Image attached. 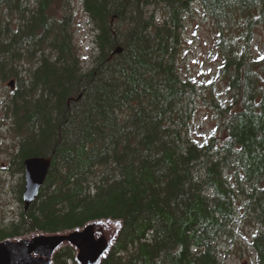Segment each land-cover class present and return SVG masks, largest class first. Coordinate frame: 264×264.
Segmentation results:
<instances>
[{"label": "trees", "instance_id": "1", "mask_svg": "<svg viewBox=\"0 0 264 264\" xmlns=\"http://www.w3.org/2000/svg\"><path fill=\"white\" fill-rule=\"evenodd\" d=\"M82 2L96 30L89 68L74 44L72 0H0V81L17 83L7 105L13 162L23 172L25 158H50L36 200L0 225V240L119 219L100 264H222L220 247L244 213L264 264V56L234 49L264 25V0ZM196 5L219 27H239L232 36L219 29L233 103L210 97L220 133L203 144L189 133L198 92L177 64ZM53 263L76 264L73 249Z\"/></svg>", "mask_w": 264, "mask_h": 264}, {"label": "rangeland", "instance_id": "2", "mask_svg": "<svg viewBox=\"0 0 264 264\" xmlns=\"http://www.w3.org/2000/svg\"><path fill=\"white\" fill-rule=\"evenodd\" d=\"M71 8L74 44L83 67L89 68L97 53L95 25L85 12L82 0H72ZM238 28L235 22H230L229 26L222 22L219 27L199 5H196L195 15L184 22L177 64L181 77L191 82L198 92L189 133L199 144L220 133L221 119L218 111L211 106L210 97L225 108L233 103L232 94L219 72L222 58L217 41L219 29L223 36H232ZM250 33V41L246 42L241 37L234 49L247 46L244 52L250 59H257L264 56V25H254ZM11 79L16 78L0 81V225L5 228L11 221H18L23 209L19 201L23 172L13 162L18 140L11 129L13 121L7 108L12 91L17 88L16 82L14 88L8 86ZM250 220L244 213L236 217L232 237L225 238L220 247L222 264H258L256 252L250 245L257 228Z\"/></svg>", "mask_w": 264, "mask_h": 264}, {"label": "water", "instance_id": "3", "mask_svg": "<svg viewBox=\"0 0 264 264\" xmlns=\"http://www.w3.org/2000/svg\"><path fill=\"white\" fill-rule=\"evenodd\" d=\"M117 48L115 52H120ZM14 88L15 80L8 81ZM50 158L31 156L23 160V209L36 200L48 169ZM121 220L95 219L81 227L55 232L35 230L30 234L0 240V264H54V254L64 246L74 251L76 264H100L114 245Z\"/></svg>", "mask_w": 264, "mask_h": 264}]
</instances>
